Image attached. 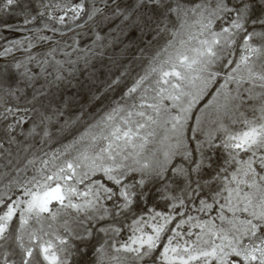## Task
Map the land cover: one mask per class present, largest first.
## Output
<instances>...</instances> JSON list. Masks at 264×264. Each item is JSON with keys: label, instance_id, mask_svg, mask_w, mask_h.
<instances>
[{"label": "snow or ice", "instance_id": "snow-or-ice-1", "mask_svg": "<svg viewBox=\"0 0 264 264\" xmlns=\"http://www.w3.org/2000/svg\"><path fill=\"white\" fill-rule=\"evenodd\" d=\"M0 264H264V0H0Z\"/></svg>", "mask_w": 264, "mask_h": 264}]
</instances>
